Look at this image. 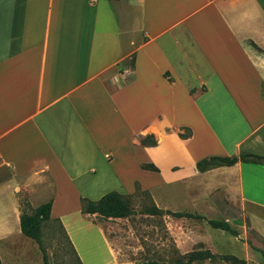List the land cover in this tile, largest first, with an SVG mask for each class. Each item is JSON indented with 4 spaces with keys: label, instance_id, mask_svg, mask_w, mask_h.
Wrapping results in <instances>:
<instances>
[{
    "label": "crops",
    "instance_id": "1",
    "mask_svg": "<svg viewBox=\"0 0 264 264\" xmlns=\"http://www.w3.org/2000/svg\"><path fill=\"white\" fill-rule=\"evenodd\" d=\"M112 9L123 25L99 34ZM241 153L264 157V0H0V264H44L20 215L47 202L41 232L57 223L77 264H96L100 238L108 264H139L114 254L82 200L137 186L160 209L197 179L248 223L221 216L231 234L163 213L165 263L264 264V161L196 168Z\"/></svg>",
    "mask_w": 264,
    "mask_h": 264
},
{
    "label": "rangeland",
    "instance_id": "2",
    "mask_svg": "<svg viewBox=\"0 0 264 264\" xmlns=\"http://www.w3.org/2000/svg\"><path fill=\"white\" fill-rule=\"evenodd\" d=\"M116 5L119 6V3ZM112 10L111 16L107 12L100 16L97 27L99 34L109 33L111 31L110 29H114V25L116 24V26L123 25L115 21L121 14L114 9ZM136 187L134 194L126 196L131 208V213L128 216L117 219L101 217V223L111 242V249L116 256L119 255L123 259L137 261L139 264H154L156 258L162 261V254L156 253V244L158 241L164 244V250L169 251L164 254L169 259H164L163 264H166L165 262L169 263V260H172L171 258H176L171 253L173 249L171 238L166 234L162 226L160 216L163 213L177 212L196 214L206 219L217 218L220 221H222L221 218L226 217L229 219V222H231V219L238 218L241 224L247 225L248 223L245 217L242 218L246 212L245 209L239 204H233L224 200L223 190L212 187L204 179L195 180L188 189H185L183 186H177L175 188V203L161 206L163 208L158 209L160 213L157 214L143 212L145 208L152 206L156 208V205L153 203L151 195L148 192L140 191ZM21 199L25 200L24 197H21ZM41 233L42 246L52 249V264H77L69 244L63 242V234L57 223L44 227V231L42 230ZM60 240L64 246V254H61V257L58 258V255L54 252V248L56 242ZM112 261L106 245L100 238L99 257L95 263L108 264L112 263Z\"/></svg>",
    "mask_w": 264,
    "mask_h": 264
},
{
    "label": "trees",
    "instance_id": "3",
    "mask_svg": "<svg viewBox=\"0 0 264 264\" xmlns=\"http://www.w3.org/2000/svg\"><path fill=\"white\" fill-rule=\"evenodd\" d=\"M186 132L183 134H179L181 138H188L190 136L189 130H185ZM142 144L145 141H141ZM150 144L154 145L155 141H151ZM237 161L240 162H251V163H259L264 161V157L249 154V153H241L238 156L232 157H210L207 159H203L196 164V168L198 171H206L212 168L224 167V166H232ZM145 169L156 170L152 165L143 166ZM21 207L25 205V201L19 199ZM51 203H44L31 212H26L22 210L20 215V230L21 233L32 239L39 247L44 264H48L47 256L45 250L42 246L41 241V226L42 223L49 219ZM82 211L85 214H97L103 218H124L131 213L130 202L126 196L119 195L116 192H109L102 196L99 200L92 202L88 200H82ZM145 213H160V211L154 206L145 208ZM175 216H185L191 217L189 214L185 213H172ZM196 219H203L201 216H194ZM208 225L212 228L220 229L231 234H235V232L230 228L228 223L224 221H215L208 220ZM202 255V254H195ZM208 257H211L210 254L206 253ZM223 259L232 261L237 264H244L243 261H239L235 258L224 257ZM142 264H153V263H142Z\"/></svg>",
    "mask_w": 264,
    "mask_h": 264
}]
</instances>
